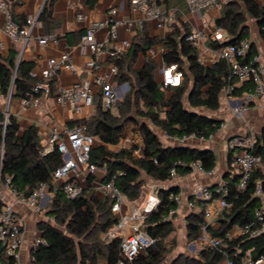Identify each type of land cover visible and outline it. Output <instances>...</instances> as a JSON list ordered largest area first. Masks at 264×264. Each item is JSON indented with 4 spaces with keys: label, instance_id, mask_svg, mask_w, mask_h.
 <instances>
[{
    "label": "trees",
    "instance_id": "1",
    "mask_svg": "<svg viewBox=\"0 0 264 264\" xmlns=\"http://www.w3.org/2000/svg\"><path fill=\"white\" fill-rule=\"evenodd\" d=\"M9 1L14 12L15 4L21 0ZM55 1L46 0L39 15V21L46 30L59 25L53 15ZM88 1L93 6L97 0ZM241 3L244 4L247 14L256 21L264 43V2L230 0L224 4L221 14L215 19L216 25L225 28L230 37L224 43H212L213 48L248 40L251 31L246 24V14L241 9ZM176 19L171 25L175 24ZM190 33L189 28L182 30L175 27L163 40L166 48L163 53L164 64H178L184 75L181 86L164 88L155 74L157 64L151 58H148L141 68L133 67L139 51H146L158 41L156 38L145 36L131 53H121L119 58H116L119 65L116 77L119 81H128L130 84L128 93L117 103L118 113L105 110L102 102L98 101L95 112L89 118L76 122L85 124L88 132L102 141V144L91 148L89 163L106 169L104 181L118 170H123L124 174L117 176L116 183L130 200L140 197L143 191V173L161 183L171 179L170 169L173 167L177 174L185 175L193 171L191 164L195 161H201L205 170H212L216 165V156L209 149L188 145H163L157 132L144 121L150 120L169 136H182L193 132L208 136L215 134L220 128L221 120L212 118L199 108L217 110L220 107L221 94L229 84L235 82V77L231 75L225 60H218L212 65L204 64L200 60L197 47L187 40ZM249 42L251 48L246 60L257 54L255 42ZM254 63L259 64L258 61ZM33 68L32 61L21 59L18 64V50L14 47L7 55H0V96L22 98L34 83L40 80L39 77L31 75ZM49 83L53 94H56V78L51 79ZM250 87V83L236 87L233 95H242ZM167 91L170 95H167ZM141 105L143 108H139ZM134 108L143 119L140 122L133 115ZM4 119L5 115L0 111L1 180L6 181L9 177V185L26 196L41 183L49 184L54 191L48 211L54 221L42 220L38 223L39 232L46 244L32 249V264H99L101 261L104 264H116L121 257L123 233L117 232L113 239H105V235L117 224L119 218L112 212V200L96 193L93 175L89 176L88 186L74 199L67 198L59 188L54 190L53 175L63 162L62 153L57 148L43 153L44 147L37 126L31 125L20 132L16 116L12 113L8 115L5 128ZM133 121L136 122L145 142L143 155L135 158L132 154L133 148L119 151L108 149L107 144L119 143L128 123ZM254 151L264 158V129L257 135ZM238 177L239 174L225 185L227 191L224 198L232 202L233 206L230 211L220 215L221 225L213 231L223 238L221 250L204 247L199 256L181 254L170 264H223L228 258L239 262L249 249L254 257L264 255V234L254 238L239 237L232 240L226 237V233L234 225L252 222L256 209L264 203V171L260 167L256 168L243 190L236 186ZM258 184L261 185L263 195H256ZM211 189L215 197L220 195L216 192V187ZM172 191L179 193L180 187L171 185L160 189V203L148 214L145 222L146 231L155 241L140 252L132 264H164L168 253L166 239L175 230V216L171 219L165 217L171 209L178 207L177 202L169 198ZM190 200L194 201L195 206L186 230L188 240L193 241L198 238L199 224L208 202L195 199L194 196L190 197ZM2 251L0 248V264L13 263L10 258L3 256Z\"/></svg>",
    "mask_w": 264,
    "mask_h": 264
},
{
    "label": "built area",
    "instance_id": "2",
    "mask_svg": "<svg viewBox=\"0 0 264 264\" xmlns=\"http://www.w3.org/2000/svg\"><path fill=\"white\" fill-rule=\"evenodd\" d=\"M167 0H129L133 10L139 12L135 18L123 19L118 18L119 7L112 6L107 11V17L104 20H96L89 23L85 27L84 33L81 35L79 46L85 51L100 54L106 43H112L113 47L109 50V56L112 61L109 64V72L104 76H96L95 83L101 88L102 105L105 110H112L120 100L121 92L110 81V77H115L119 72V65L116 58L131 46V40L120 38L119 30L126 27L131 30L133 27L143 30L149 19H155L159 26L167 27L174 21V16L164 11L161 7L162 3ZM230 0H186L187 6L193 13L202 16L204 10L222 9L225 3ZM42 9V8H41ZM29 15L24 22H18L14 18V13L9 0H0V34H5L11 42H22L28 44L33 36L34 30L39 22V15ZM78 19L85 21L87 18L84 14L79 13ZM107 30V36L100 40L98 32ZM230 35L227 30L221 26H214L211 30L205 29L194 30L187 36V40L197 47L198 52L205 50L204 42L224 43L229 39ZM50 41H57L54 35H43L39 38V43L46 45ZM5 44L0 41V50H5ZM251 48L248 40H242L238 43H227L215 49L216 60H225L228 63L231 75L235 77V82L229 84L224 93L228 96L233 95L236 87L250 83V89L243 93L241 99L235 101L232 106V112L241 117L250 107L259 102L264 106V78L263 69L258 61V56L246 60ZM101 68V64L96 58L87 61L85 69L92 74L97 73ZM62 70L76 72L78 68L72 60L70 50L66 48L58 57H51L47 61V66L40 73L31 71V75L39 77L40 80L34 83L32 88L26 92L21 98L24 106L41 105L43 97H50L53 92L49 81L58 76ZM160 82L164 88L179 87L183 83V71L177 63L163 65L160 68ZM125 87V85H122ZM93 81L89 78L81 80L70 86H60L54 95L59 104L70 106L75 113H82L85 108L90 107L94 102ZM10 95L7 98V105L1 106L0 111L5 115L3 127L5 128L8 115L10 114ZM214 134L198 135L195 132L187 135L172 136L177 144H185L189 140L199 138L205 140L212 138ZM257 134L253 130L246 135L234 137L230 140V146L237 148L238 152L235 156V164L239 169V177L236 186L239 190H243L252 172L264 164V158L261 154L254 151V145ZM96 136L88 132L85 124H75L73 126L59 127L52 126L48 138V144L44 148L43 153H47L57 148L63 155V162L56 168L52 185L63 191L69 199L78 197L84 187L79 180L80 175L87 176L95 174L99 170V166L89 163L91 148L95 145ZM138 143L130 138H121L118 147L120 149L137 147ZM134 152H142V147L138 146ZM156 161V160H155ZM193 170H199L207 174H212V170H205L201 161L192 162ZM104 171L106 170L103 168ZM123 170H118L116 174L106 181H98L97 186L106 197H109L112 204V212L119 218L117 224L112 227L105 235L106 240H111L117 232H122L121 240V257L116 264H132L133 259L142 251L146 250L154 243V238L146 231L145 222L147 216L160 203L159 190L154 191L148 196L147 202L142 207H136L131 211H125L126 195L116 183L117 176L123 175ZM171 178L177 175L175 167L170 169ZM10 178L6 181L1 180L0 176V248L2 254L6 258H10L13 263L21 264V247L23 244L24 223L23 219L18 215L13 205L5 202L3 188L8 187L15 196L16 202L20 205L30 207L37 212H43V201L49 195V184L41 183L33 189L28 195H24L9 185ZM227 189L224 186L216 187L219 196H214L212 189L208 185L196 184L192 189V196L195 199L207 201L208 204L204 211V216L199 224V235L196 242L203 247L221 250L223 238L213 233L212 227L214 222L225 211H230L233 204L224 198ZM256 195H263L261 185L256 188ZM169 198L181 204L183 197L180 193L170 192ZM189 208H194V201H188ZM178 207L170 210L165 217L171 219L177 215ZM241 237L254 238L264 234V207H260L255 211V219L245 225H239ZM46 244V240L42 234L36 235L33 247L38 248ZM240 250V249H238ZM104 264V263H99ZM226 264H264V255L254 257L250 251H247L239 262L232 258L226 260Z\"/></svg>",
    "mask_w": 264,
    "mask_h": 264
},
{
    "label": "crops",
    "instance_id": "3",
    "mask_svg": "<svg viewBox=\"0 0 264 264\" xmlns=\"http://www.w3.org/2000/svg\"><path fill=\"white\" fill-rule=\"evenodd\" d=\"M44 2L45 0H21L20 3H17L14 6L13 13L15 20L18 22L25 21L27 16L37 14L43 7ZM181 2L185 4V9L180 5ZM258 2L263 3L264 0H258ZM112 6L119 7V12L117 14L118 18L129 19L135 18L139 15V12L132 9L129 0H97L93 6L89 4L88 0H56L53 6V15L59 21V25L57 27L46 30L43 23L39 21L32 38L26 45L22 42L13 43L5 34H0V41H2L6 46L5 50H0V55H7L10 49L14 47L18 50V59L20 57L21 59L34 62V68L32 71L36 73H40L41 70L47 66L49 58L60 56L62 52L68 48L70 50L72 60L76 64L78 70L76 72L69 70L60 71L56 77L55 87L57 89L60 86H70L86 78L93 81V90L95 92L94 102L90 107L85 108L84 111L79 114L75 113L70 106L59 104L54 97L55 94H52L50 97H43L41 105L38 107L24 106L21 98H15L10 101V113L17 117L20 125V132H23L31 125L37 126L41 143L44 148L48 144V138L52 126H73L77 124L76 122L78 120L89 118L95 112L97 102H102L101 88L95 83V79L96 76H104L109 72V64L112 61L109 56V50L113 47V42L106 43L104 50L98 55L91 53L89 50L85 51L78 44L80 42L81 35L85 31V27L93 21L104 20L107 17L108 9ZM161 7L167 13L172 14L175 17L174 19L178 17L175 24L162 27L158 25L157 20L149 19L143 30L137 29L136 27H133L131 30H127L126 27H121L119 30L120 38L131 40L130 48L122 52L125 54L131 53L134 47L140 43V41H143L145 36L158 39V41L152 44L148 49H146V51H139L133 67L135 69H139L145 64L148 58L153 59L157 64L155 74L159 81L161 79L159 70L164 65L163 53L166 50L163 40L172 33L175 27H179L182 30L184 28H189L191 32L200 29H205L207 31L211 30L214 26H216L215 19L221 14L222 10H204L202 12V16H198L196 13L190 11L186 0H167L162 3ZM79 13L84 14L87 19L85 21L79 20ZM175 14L178 16L176 17ZM250 31L252 32L251 29ZM43 35H54L57 37V41H50L46 45L40 44L39 38ZM257 35L258 38L251 39V41H254L256 44V56H258V62L263 69L264 78V43L260 38L258 27ZM106 36V29L98 32V38L100 40H103ZM203 47H205V50L203 49L199 52L200 60L207 65L214 64L217 61L215 49L211 46L209 41H205ZM91 58H96L101 64L100 70L95 74H92L85 69L87 61ZM109 79L121 92L120 100H122L130 90L129 82L119 81L116 76H111ZM122 85H125V87H122ZM166 93L167 95H170L169 91ZM242 97L243 94L228 96L223 92L220 98V107L213 111L210 115L208 114L212 118L222 121L217 132L212 138L205 140L196 138L182 144L213 151L216 156V165L212 174L200 172L199 170H193L185 175L177 174L174 178H171L167 182H159L153 187V189H151V193L149 194L142 192L140 197L135 200H130L126 197L124 207L125 211H131L136 207H142L147 202L148 196L154 191H160L162 187L166 188L171 185H177L180 187L179 193L182 195L183 201L178 205V212L174 218V222L177 221V225L183 223L186 228L190 214L193 210L189 208L188 201L190 200V197H192V189L194 185L204 184L210 186L211 188L218 186L225 187L229 181L234 179L235 176L239 174V169L235 164V156L238 149L230 146V140L237 136L246 135L250 132V130H253L258 135L264 129V106L259 102L250 107L241 117H237L232 112V106L235 104V101L231 102V100L241 99ZM2 99L4 98L0 96V103L2 102ZM112 112L115 114L118 113V105L112 109ZM158 136L160 141L165 146L180 145L177 144L172 136H169L166 133L165 136H160L159 134ZM121 138L133 139L138 143L137 147H142V152H134V149L137 147H131L133 148L132 154L135 158H139L143 155L145 142L140 130H136V132H128L127 126ZM99 144H102V141L96 136L94 146ZM107 147L113 151L121 150L118 147V144H107ZM260 168L264 171V164ZM105 174L106 170L104 171V169L100 167L95 174H89L87 176L80 175L79 180L83 184V187L86 188L88 186L89 176L93 175V186L97 193V190L101 189L98 188L96 182L104 181ZM52 186L55 190L56 184L54 183ZM47 191L49 195L43 201V212H37L30 207L18 204L10 188H3L5 202H9L13 205L14 209L23 219L24 223L23 244L21 247V264H32L31 251L34 248L33 242L36 235L40 233L38 223L42 220L52 218L48 215V211L54 191L51 190L50 186ZM98 195L106 197L104 192L103 195ZM220 225L221 223L219 222V218H217L212 227V231L217 230ZM226 237L229 240L241 237L239 225H234L226 233ZM190 248L191 250L196 251L199 256L204 247L199 242L197 243L196 240H193L191 241ZM248 251L251 252V249Z\"/></svg>",
    "mask_w": 264,
    "mask_h": 264
},
{
    "label": "rangeland",
    "instance_id": "4",
    "mask_svg": "<svg viewBox=\"0 0 264 264\" xmlns=\"http://www.w3.org/2000/svg\"><path fill=\"white\" fill-rule=\"evenodd\" d=\"M180 5L185 9V4L183 2H181ZM240 5H241V9L246 14V24L248 28L252 30V32L250 33L251 35L248 37V41H251V39H257L258 35H257L256 21L247 14L244 4L241 3ZM7 98L8 97L2 99V102L0 103L1 106L4 107L7 105ZM185 99H187V93L185 95ZM10 101H12V99ZM185 105L187 107H190L188 103H185ZM139 108H143L142 105ZM199 110L209 115L213 113V111L208 110L206 108H199ZM133 115L137 118V121L140 122L141 120H143L140 116L139 111L136 108L133 109ZM144 121L148 122L151 128L155 130L160 136H165V133L162 131V129L152 124L150 120L145 119ZM136 130H139L138 126L136 125V122L135 121L129 122L128 132H136ZM142 178L145 183L143 187V191H142L143 193L144 192L148 194L151 193V189H153V187L159 183L158 181L148 176L146 173L142 174ZM97 193L100 195H103V192L101 190H97ZM48 220L54 221L53 217L49 218ZM166 242L168 246V253L166 255V260L164 264L172 263L181 254L189 255V256L198 255L196 251H193L190 248L191 241H189L187 238V230L183 223H181L180 225H177V221H175V230L167 237ZM100 263H102V261ZM223 264H226V262H223Z\"/></svg>",
    "mask_w": 264,
    "mask_h": 264
},
{
    "label": "water",
    "instance_id": "5",
    "mask_svg": "<svg viewBox=\"0 0 264 264\" xmlns=\"http://www.w3.org/2000/svg\"><path fill=\"white\" fill-rule=\"evenodd\" d=\"M45 2H46V0H45ZM45 2H44V3H45ZM20 61H21V58L19 57V59H18V64L20 63Z\"/></svg>",
    "mask_w": 264,
    "mask_h": 264
}]
</instances>
